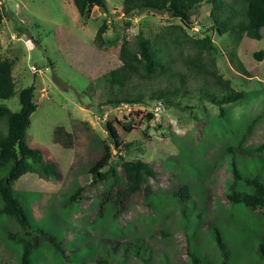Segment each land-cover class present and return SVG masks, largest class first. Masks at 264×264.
I'll return each instance as SVG.
<instances>
[{
  "label": "rangeland",
  "instance_id": "rangeland-1",
  "mask_svg": "<svg viewBox=\"0 0 264 264\" xmlns=\"http://www.w3.org/2000/svg\"><path fill=\"white\" fill-rule=\"evenodd\" d=\"M0 8V60L13 62L15 82L14 95L0 99V105L17 111L19 90L34 86L37 108L30 115L27 142L40 147L45 162L55 163L60 172L58 178L28 172L12 185L32 218L26 235L17 233L13 218L0 212V264H17L26 241L35 245L30 264H93L99 255L109 256L112 264H190L185 236L205 263L264 264V216L239 203L230 205L224 196L225 183L232 176L231 159L239 167L245 163L248 174L264 176V148L257 150L264 142V56L260 60L253 56L264 51V29L259 40L237 41L220 34L211 29L206 2L192 11L187 23L157 12L125 16L120 0H106V11L94 6L85 17L79 16L71 0H0ZM103 21L105 42L98 45L94 36ZM174 23L194 37L210 35L216 51L209 56L203 53V58L212 59L223 78L246 92L244 100L225 106L226 119L219 118V108L195 90L177 95L169 106L151 100L103 104L108 94L100 76L121 65V41L132 42L137 33L152 37ZM163 80L145 86L165 85ZM132 83L144 85L136 79ZM189 85L194 89L196 84ZM252 120L251 132L242 143L244 148L250 146L246 153L237 143ZM107 121L117 132L120 152L105 129ZM58 126L70 136L54 140ZM103 142L111 151L109 165L116 169L122 187L119 155L141 159L156 172L149 177L148 188L142 185L128 196L116 219L110 202L97 207L108 180L92 183L87 170L101 155ZM4 173L0 169V177ZM181 183L190 187L186 200L170 192ZM80 186V196L69 201ZM41 231L53 235L64 254ZM136 239L143 244L135 259L130 258L134 255L130 247Z\"/></svg>",
  "mask_w": 264,
  "mask_h": 264
},
{
  "label": "trees",
  "instance_id": "trees-1",
  "mask_svg": "<svg viewBox=\"0 0 264 264\" xmlns=\"http://www.w3.org/2000/svg\"><path fill=\"white\" fill-rule=\"evenodd\" d=\"M80 17H85L88 11L97 6L106 11V0H71ZM123 7V15L130 16L137 12H157L165 13L171 18L180 19L187 23L192 11L196 10L206 2L210 4V15L212 20L211 29H216L220 34L233 36L237 41L243 37L259 40L262 38L261 30L264 29V0H120ZM3 14L0 8V23ZM107 28L105 21L99 25L95 33V42L103 45L105 42L104 33ZM216 51L210 35L194 37L189 34L182 24H169L163 26L152 37H145L140 33L135 35L134 41L123 39L119 47L120 66L113 68L100 76L103 87L106 88L108 97L103 102L104 105L117 106L122 102L142 104L148 100L156 101L161 105L169 106L173 99L180 96L189 95L193 90L199 93L201 99L207 100L219 108L218 117L225 118V106L231 103L242 101L246 98L243 89H236L232 86L230 79L223 78L217 71L212 59L205 60L206 56ZM253 56L260 60L264 56V51L253 53ZM13 62L10 59L0 60V99H8L15 93V82L12 76ZM164 79L165 85L160 84L145 86L152 80ZM144 83L139 86L132 83V80ZM195 83L194 89L189 85ZM134 88V91H132ZM148 91L147 100L143 99V94ZM34 86L22 87L18 92L19 109L12 111L4 105H0V169L5 173L0 177V199L2 207L0 212L13 218L18 231H23L28 235L29 221L31 214L27 211L18 197H16L12 185L23 174L36 172L42 177L58 178L60 172L53 162H45L42 157L40 147H31L26 138V130L30 124V115L36 110L37 104L33 100ZM152 117V113H149ZM252 120L246 131L242 133L238 144L240 151L251 152L248 147H243L242 143L249 136L253 127ZM123 128L128 130L125 124ZM105 129L112 140L116 152H120L121 147L117 138V132L111 121H107ZM70 134L63 130V127H56L54 130V140L68 138ZM102 153L94 158L87 170L91 174L92 183L98 180H108L105 190L100 193V200H97V207L106 202L112 206V217L117 218L124 210L125 200L128 196L141 190V186L148 184L149 177H155V170L141 159L125 160L118 156L125 186L120 184V177L116 173L114 166L109 165L112 158L108 145L103 142ZM128 146V144H125ZM264 148V142L257 150ZM232 154L231 147L227 148ZM241 152V153H242ZM245 163L237 165L234 159L230 160L231 179L225 183L224 196L230 205L242 204L250 209L258 210L264 216V176L254 173L248 174L249 169ZM104 167H108L103 171ZM264 170V165H263ZM110 173H113L110 176ZM122 185V186H121ZM120 187L123 188L121 191ZM83 186L74 191L69 201L80 196ZM190 187L187 183H181L175 188H171V194L186 200L189 197ZM149 192V191H147ZM41 234H46L41 231ZM162 236L165 235L161 232ZM216 239L219 248L226 251L218 232ZM13 236V235H12ZM57 250L64 254L56 238L49 234L45 235ZM187 245L186 251L190 264H209L201 260L199 256L190 249V243L185 236ZM134 252L130 258L140 255L139 249L143 242L136 239L131 242ZM35 245L31 241H26L17 264H30L31 253ZM135 251H137L135 253ZM93 264H112L113 261L107 255L97 256ZM225 260L220 264H224Z\"/></svg>",
  "mask_w": 264,
  "mask_h": 264
}]
</instances>
